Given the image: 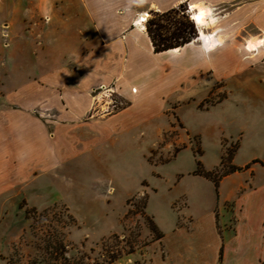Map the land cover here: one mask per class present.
Instances as JSON below:
<instances>
[{
  "label": "rangeland",
  "instance_id": "374dc122",
  "mask_svg": "<svg viewBox=\"0 0 264 264\" xmlns=\"http://www.w3.org/2000/svg\"><path fill=\"white\" fill-rule=\"evenodd\" d=\"M64 1L0 0V55L12 59L10 72L41 67L30 58L38 46L19 40H42ZM179 8L191 19L188 3ZM226 11L213 9L214 24L224 25ZM171 59L170 79L123 112L129 100L115 89L110 109L93 86L88 116L116 120L79 134L51 170L0 189V264H60L50 253L57 240L83 263L154 264L169 251L173 264L216 238L220 257L224 235L246 231L244 216L263 217L264 231V60L224 77L188 69L181 79Z\"/></svg>",
  "mask_w": 264,
  "mask_h": 264
},
{
  "label": "crops",
  "instance_id": "0c3cea01",
  "mask_svg": "<svg viewBox=\"0 0 264 264\" xmlns=\"http://www.w3.org/2000/svg\"><path fill=\"white\" fill-rule=\"evenodd\" d=\"M184 2L211 10L215 20L205 32L221 42L206 47V40L212 39L201 37L197 28L196 36L177 52H154L145 22L139 28L135 18L143 11H165ZM214 8L227 10L223 26L214 24ZM50 13L42 40H19L26 47L38 46L30 58L39 62V69L10 72L6 66L12 59L8 53L0 55V189L51 170L62 151L82 140L79 134L116 120L88 116L93 86H113L130 101L123 112L170 79L168 58L180 69L181 79L188 69L224 77L263 59L264 46L254 53L243 46L247 40L264 38V0H65ZM242 219L246 231L236 228L225 234L220 257L216 238L212 246L190 248L186 256L181 252L173 264H264L263 217ZM170 255L168 251L155 258L154 264H171Z\"/></svg>",
  "mask_w": 264,
  "mask_h": 264
},
{
  "label": "trees",
  "instance_id": "16d2710c",
  "mask_svg": "<svg viewBox=\"0 0 264 264\" xmlns=\"http://www.w3.org/2000/svg\"><path fill=\"white\" fill-rule=\"evenodd\" d=\"M182 4V3H181ZM181 4L177 6L180 7ZM172 7L165 11L150 10L151 17L145 21V32L150 39L154 52L168 50L190 42L196 31L194 21L179 7ZM200 173L207 177L211 174L208 171L200 170ZM216 182V180H214ZM34 212V211H33ZM161 233H157L155 238H159ZM51 257L60 264H88L78 259H68L63 255L62 243L57 240L52 248ZM113 260V256L109 261Z\"/></svg>",
  "mask_w": 264,
  "mask_h": 264
},
{
  "label": "bare ground",
  "instance_id": "6f19581e",
  "mask_svg": "<svg viewBox=\"0 0 264 264\" xmlns=\"http://www.w3.org/2000/svg\"><path fill=\"white\" fill-rule=\"evenodd\" d=\"M189 10L191 14L192 20L195 22V24L198 27V34L203 38H209L212 39L213 36L211 34H208L203 30L204 27H207L209 24H212L215 20V17L213 16L211 10L198 3H191L189 5ZM148 13L143 11L135 18V23L139 28H143L144 21L147 19ZM198 19H194L197 18ZM214 39V38H213ZM206 40L207 43H205L206 47H208L211 44H219L221 40ZM204 41V40H203ZM264 46V38L256 39V40H247L246 44L243 46L244 49L248 53H254L255 50H258L259 48H262ZM178 47L171 48L172 52H177Z\"/></svg>",
  "mask_w": 264,
  "mask_h": 264
},
{
  "label": "built area",
  "instance_id": "2783aa9c",
  "mask_svg": "<svg viewBox=\"0 0 264 264\" xmlns=\"http://www.w3.org/2000/svg\"><path fill=\"white\" fill-rule=\"evenodd\" d=\"M98 88L104 90L103 92H105V94H103L105 97H107V104H106V107L108 108H112L115 106V103L111 98V96L113 95V93L115 92V89L114 87H106L104 86L103 84H99Z\"/></svg>",
  "mask_w": 264,
  "mask_h": 264
},
{
  "label": "snow or ice",
  "instance_id": "6c2138e0",
  "mask_svg": "<svg viewBox=\"0 0 264 264\" xmlns=\"http://www.w3.org/2000/svg\"><path fill=\"white\" fill-rule=\"evenodd\" d=\"M194 19H198V17L197 18H194Z\"/></svg>",
  "mask_w": 264,
  "mask_h": 264
}]
</instances>
